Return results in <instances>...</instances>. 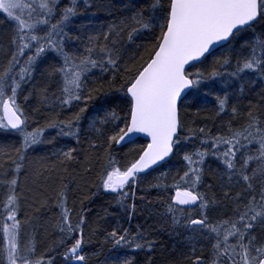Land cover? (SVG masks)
Listing matches in <instances>:
<instances>
[{
  "label": "snow or ice",
  "instance_id": "obj_1",
  "mask_svg": "<svg viewBox=\"0 0 264 264\" xmlns=\"http://www.w3.org/2000/svg\"><path fill=\"white\" fill-rule=\"evenodd\" d=\"M0 26V130L18 137L0 143V264H90L101 191L186 233L176 264H264V0H0ZM63 137L75 146L52 163L29 155ZM153 235L106 232L107 264H137L121 250L151 252Z\"/></svg>",
  "mask_w": 264,
  "mask_h": 264
},
{
  "label": "trees",
  "instance_id": "obj_2",
  "mask_svg": "<svg viewBox=\"0 0 264 264\" xmlns=\"http://www.w3.org/2000/svg\"><path fill=\"white\" fill-rule=\"evenodd\" d=\"M112 2L117 8L121 7L122 0H112ZM135 3H137L138 6L144 5L146 0H135ZM91 11L96 12L97 10L92 9ZM97 15L100 17V20L103 21L111 19L103 11H99ZM82 22H86L85 17L76 19L74 23L79 25ZM2 27L3 26H0V28ZM122 98V93H115L109 97L98 98L90 105L91 111L89 115L95 113L97 109L102 107H116L117 105L122 104ZM211 100L212 97H209L207 101H201L199 104H194L189 109L187 119L189 121L196 120L197 124L194 126H202L201 121L203 117L210 114L208 112H202L200 116H196L195 113L197 107L206 105L208 109H212L214 105L211 103ZM37 104V98L33 97L27 107L31 109L36 107ZM224 119H228V117H224ZM55 134V130H51L48 133V138L55 136ZM17 140V136L0 130V143L10 144L17 142ZM138 143H143V140H139ZM61 146H75V142L69 137H63L55 141L53 144L45 143L37 146L34 151L29 153V155L33 157H48L46 163H52L55 159L52 156V153ZM127 147L130 146H126L124 149L117 148L116 152L122 154L123 151L127 150ZM72 167L75 168L77 172L81 171L79 165H73ZM156 175H158V173H152L151 175L142 177L140 188H147L148 185L153 182V178ZM73 187L75 186L73 185ZM49 191H51V189H49ZM91 191H95V189H91ZM91 191H88L89 195H91ZM0 195H2V190H0ZM156 195V190L138 192V196H145L147 201H154ZM115 201L116 198L114 194H108L101 191L92 197L90 201L86 202V207L91 210L88 215L89 224L95 227L96 222H99V230L94 235H91L92 242L85 249L90 258V264H107V258L114 255L111 243L105 242L106 232H110L117 226H122L135 231L138 225H142L145 229H150L154 233L152 237L156 241L154 250L151 252H127L126 250H121V255L127 254L128 257L134 259L137 264H145V259L149 256L153 259L154 264H176V262L182 260L183 256L189 250L185 239L186 233L179 229L174 233L170 227L162 226L155 217L149 216L147 203H141L139 200L137 201V211L135 215L131 220H128L126 214L122 212ZM49 215H51V213H49ZM184 264H186V261Z\"/></svg>",
  "mask_w": 264,
  "mask_h": 264
}]
</instances>
